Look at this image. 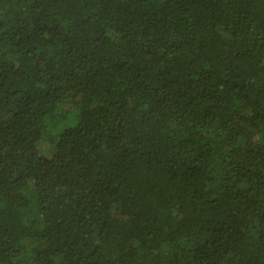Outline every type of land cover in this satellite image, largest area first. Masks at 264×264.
<instances>
[{
    "label": "trees",
    "instance_id": "1",
    "mask_svg": "<svg viewBox=\"0 0 264 264\" xmlns=\"http://www.w3.org/2000/svg\"><path fill=\"white\" fill-rule=\"evenodd\" d=\"M0 264H264V0H0Z\"/></svg>",
    "mask_w": 264,
    "mask_h": 264
}]
</instances>
